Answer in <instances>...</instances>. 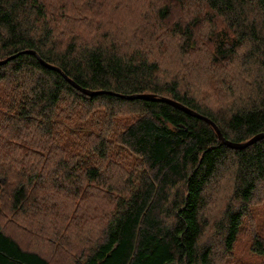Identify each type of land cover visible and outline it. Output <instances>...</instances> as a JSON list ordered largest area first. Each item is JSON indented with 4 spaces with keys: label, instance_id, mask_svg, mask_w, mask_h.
<instances>
[{
    "label": "trees",
    "instance_id": "obj_1",
    "mask_svg": "<svg viewBox=\"0 0 264 264\" xmlns=\"http://www.w3.org/2000/svg\"><path fill=\"white\" fill-rule=\"evenodd\" d=\"M10 56L0 264H264V136L119 95L264 132V0H0Z\"/></svg>",
    "mask_w": 264,
    "mask_h": 264
},
{
    "label": "rangeland",
    "instance_id": "obj_2",
    "mask_svg": "<svg viewBox=\"0 0 264 264\" xmlns=\"http://www.w3.org/2000/svg\"><path fill=\"white\" fill-rule=\"evenodd\" d=\"M124 22V21H123ZM164 50H165V56L166 57H171V55L173 54L174 56H172L171 58H173V57H176V50L173 48V46L172 45H167L165 48H164ZM163 50V51H164ZM166 70L169 72V73H175L176 74V72L177 71H179V69H181V66H180V64H179V61H176V60H174V61H172V63H170V62H167L166 63ZM169 73H167L168 74V76H171ZM194 77V76H193ZM196 80H198V79H192V82H194V81H196ZM203 81L204 80H199V81H197V86H200L201 84H203ZM203 92H206L207 94H211L209 91H205V90H203ZM219 207H220V205H218L217 207H214L213 208V212L215 213V212H217V210H219ZM262 211H264V209H262ZM3 222H4V220H1L0 219V223H1V225H2V227L5 229V230H9L8 232L11 234V235H14L15 237H17L19 240H20V242L22 243V245H24V246H26V247H29V248H34V249H37V250H39L40 252H42L43 254H44V248L46 247V245L45 244H36L35 245V243L34 242H32V241H28V239L25 237L24 238V236L21 234V233H16L14 230H12V229H10V228H8L7 226H6V224H3ZM48 250V249H47ZM252 253L249 251V249H248V239H246V237H241L240 239H239V241L237 242V245H236V247H235V249H234V256H233V258H232V260H231V263L230 264H236V262L237 261H242V262H246V264L248 263V264H251L252 263V261L254 262V261H256L255 259H252L253 258V255H251ZM45 255V254H44ZM47 257L48 258H50L52 261H53V264H68V262L67 261H65V260H63L62 258H59L58 257V260L56 259V261L55 260H53V258H51V256L49 255V254H47ZM251 262V263H250Z\"/></svg>",
    "mask_w": 264,
    "mask_h": 264
},
{
    "label": "water",
    "instance_id": "obj_3",
    "mask_svg": "<svg viewBox=\"0 0 264 264\" xmlns=\"http://www.w3.org/2000/svg\"><path fill=\"white\" fill-rule=\"evenodd\" d=\"M32 53H34L33 51H31ZM12 56L10 57H7L5 59H2L0 60V64L1 63H4L6 62L8 59H10ZM41 62L47 66H50L48 64H46L44 61L41 60ZM54 69H57V70H60L59 68L57 67H54V66H50ZM69 80V82H71V84H73L74 86H76L77 88H79L80 90H82L83 92L87 93V94H92V93H99V92H109L111 93L110 91H89V90H86V89H83L81 88L80 86H78L77 84H75L72 80L70 79H67ZM121 97H124V98H127V99H133V98H143V99H151V100H159V101H165L185 112H187L188 114L190 115H193V116H196V117H199L201 119H204L206 120L208 123L211 124V126L214 128L215 132L217 133V136L218 138L223 142L225 143L226 145L232 147V148H242V147H245L249 144H251L252 142H254L255 140L259 139L260 137L264 136V132H260L258 134H255L254 136H252L250 139H248L247 141L245 142H232V141H229L227 139L224 138V136L222 135V133L220 132L218 126L212 121L210 120L208 117L204 116V115H201L200 113L186 107L185 105L181 104L180 102L178 101H175L173 99H170L168 97H164V96H156L154 94H148V93H135V94H119Z\"/></svg>",
    "mask_w": 264,
    "mask_h": 264
}]
</instances>
